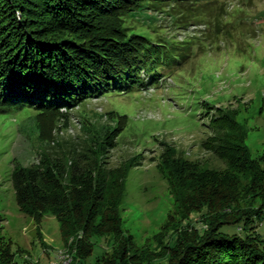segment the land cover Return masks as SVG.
Returning <instances> with one entry per match:
<instances>
[{"label":"trees","instance_id":"16d2710c","mask_svg":"<svg viewBox=\"0 0 264 264\" xmlns=\"http://www.w3.org/2000/svg\"><path fill=\"white\" fill-rule=\"evenodd\" d=\"M257 2L0 0V113L36 109L38 140L44 146L39 163L15 167L12 185L23 214L38 225L49 215L60 221L72 264H88L95 238H110L112 250L90 264H264V154L252 155L247 128L231 111H219L213 135L202 144L225 168H212L163 144L158 167L177 217L155 236V248L140 247L124 229L127 180L140 162L134 156L118 167L108 166L122 121L86 139L85 147L51 145L56 137H46L47 129L69 120L62 110L112 91L124 95L159 89L191 58L190 48L168 38L155 45L145 30L127 26L138 12H164L174 29L204 22L214 35L238 32L248 40L255 21L264 25ZM237 3L253 13L234 15L225 23L227 9ZM188 40L179 43L195 46ZM202 47L206 45L198 52ZM193 214L201 215L202 230L184 226ZM12 245L0 227V264H17Z\"/></svg>","mask_w":264,"mask_h":264},{"label":"rangeland","instance_id":"374dc122","mask_svg":"<svg viewBox=\"0 0 264 264\" xmlns=\"http://www.w3.org/2000/svg\"><path fill=\"white\" fill-rule=\"evenodd\" d=\"M257 9L264 11V0H258ZM163 15L159 11H140L127 26L145 30L155 45L159 38H168L171 44L191 49V58L173 71L167 84L124 95L112 91L72 110L64 109L69 120H61L53 128L48 125L51 129L46 131L47 139L56 137L51 145L65 142L70 149L77 144L85 147L86 139L122 121L124 129L122 133L119 130L107 162L109 167H118L138 156L140 163L130 171L122 204L124 229L140 247L150 244L153 248L157 246L155 236L172 221V216L177 217L169 185L158 167L163 144L174 146L189 158L201 159L212 168H225L224 162L202 144L213 135L215 116L228 110L247 128L246 143L252 155L260 158L264 154V72L255 66L245 67L246 51L251 48L248 40L241 39L238 32L235 37H227L226 31L214 35L204 22L192 21L186 29H174ZM254 27L251 37L264 31L260 21H255ZM188 38L195 46L179 43ZM205 45L198 52L197 48ZM37 115L36 109L0 113V227L7 242L13 244L17 264H66L72 255L66 250L60 221L49 215L38 225L23 214L11 180L17 165L40 161L44 146L38 140ZM255 204L258 206L260 200ZM188 224L198 230L204 228L200 214H193L184 226ZM93 241L95 251L88 264L112 250L110 238Z\"/></svg>","mask_w":264,"mask_h":264},{"label":"clouds","instance_id":"9594fccd","mask_svg":"<svg viewBox=\"0 0 264 264\" xmlns=\"http://www.w3.org/2000/svg\"><path fill=\"white\" fill-rule=\"evenodd\" d=\"M227 11L230 14L227 22H231L234 15H238L240 13L251 15L254 9L245 8V6H241L237 3L234 4L232 8L227 9ZM247 44L251 45V48H248L246 51L248 60L245 63V67L248 68L255 66L257 70L264 72V68L261 67V64L264 63V31L258 32L256 37H250ZM236 54L238 56L241 55L240 53Z\"/></svg>","mask_w":264,"mask_h":264},{"label":"built area","instance_id":"2783aa9c","mask_svg":"<svg viewBox=\"0 0 264 264\" xmlns=\"http://www.w3.org/2000/svg\"><path fill=\"white\" fill-rule=\"evenodd\" d=\"M69 263H66V264H72V259L68 260Z\"/></svg>","mask_w":264,"mask_h":264}]
</instances>
